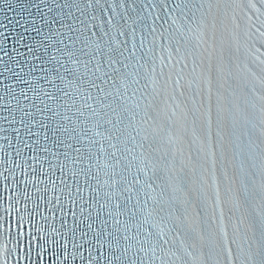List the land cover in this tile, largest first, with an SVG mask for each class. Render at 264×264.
Here are the masks:
<instances>
[{
    "label": "snow or ice",
    "instance_id": "1",
    "mask_svg": "<svg viewBox=\"0 0 264 264\" xmlns=\"http://www.w3.org/2000/svg\"><path fill=\"white\" fill-rule=\"evenodd\" d=\"M0 264H264V0H0Z\"/></svg>",
    "mask_w": 264,
    "mask_h": 264
}]
</instances>
